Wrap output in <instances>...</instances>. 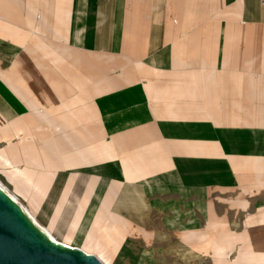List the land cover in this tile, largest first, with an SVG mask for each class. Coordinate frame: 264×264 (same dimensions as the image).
I'll return each mask as SVG.
<instances>
[{
    "label": "crops",
    "instance_id": "0c3cea01",
    "mask_svg": "<svg viewBox=\"0 0 264 264\" xmlns=\"http://www.w3.org/2000/svg\"><path fill=\"white\" fill-rule=\"evenodd\" d=\"M0 182L104 263L264 251V0H0Z\"/></svg>",
    "mask_w": 264,
    "mask_h": 264
},
{
    "label": "water",
    "instance_id": "95a60500",
    "mask_svg": "<svg viewBox=\"0 0 264 264\" xmlns=\"http://www.w3.org/2000/svg\"><path fill=\"white\" fill-rule=\"evenodd\" d=\"M0 264H103L94 254L50 238L0 187Z\"/></svg>",
    "mask_w": 264,
    "mask_h": 264
},
{
    "label": "rangeland",
    "instance_id": "374dc122",
    "mask_svg": "<svg viewBox=\"0 0 264 264\" xmlns=\"http://www.w3.org/2000/svg\"><path fill=\"white\" fill-rule=\"evenodd\" d=\"M1 183V188L9 195V196H12L15 201L21 206L24 208V206H26V200L24 198H20V197H15L12 193L11 190H9L6 186L5 183ZM27 213L32 217L34 218V216L32 215L31 212H29L26 208H24ZM231 238L234 239L236 238L235 235H231ZM64 243V241L62 242ZM66 244V243H64ZM68 245V244H67ZM236 254H232L230 259L232 260L233 258H235L233 261H232V264H264V251H254L251 249V247L248 245V246H243L239 249L238 251V254L237 256ZM98 257V256H97ZM103 264H108L107 262H103Z\"/></svg>",
    "mask_w": 264,
    "mask_h": 264
},
{
    "label": "bare ground",
    "instance_id": "6f19581e",
    "mask_svg": "<svg viewBox=\"0 0 264 264\" xmlns=\"http://www.w3.org/2000/svg\"><path fill=\"white\" fill-rule=\"evenodd\" d=\"M0 187H1V184H0ZM12 199H14L12 196H10ZM15 200V199H14ZM22 209L24 210V212L28 215V217L38 226V227H40L41 228V226H39L38 224H37V222L35 221V219L34 218H32L28 213H27V211L22 207ZM43 231H47V230H44V229H42ZM47 233V235H49L50 236V238H52V239H54L55 240V238L52 236V235H50L48 232H46ZM64 244V243H63ZM65 245H67V244H65ZM72 247V246H71ZM74 247V246H73Z\"/></svg>",
    "mask_w": 264,
    "mask_h": 264
}]
</instances>
